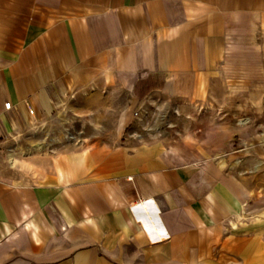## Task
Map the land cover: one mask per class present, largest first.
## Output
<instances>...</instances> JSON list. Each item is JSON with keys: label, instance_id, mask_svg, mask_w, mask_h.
<instances>
[{"label": "crops", "instance_id": "crops-1", "mask_svg": "<svg viewBox=\"0 0 264 264\" xmlns=\"http://www.w3.org/2000/svg\"><path fill=\"white\" fill-rule=\"evenodd\" d=\"M214 87L264 126V0H0V264H264V150L131 131L149 99ZM68 98L112 137L16 169L10 137Z\"/></svg>", "mask_w": 264, "mask_h": 264}, {"label": "rangeland", "instance_id": "rangeland-1", "mask_svg": "<svg viewBox=\"0 0 264 264\" xmlns=\"http://www.w3.org/2000/svg\"><path fill=\"white\" fill-rule=\"evenodd\" d=\"M226 75L231 83L236 77L231 70ZM229 88L232 90V86ZM217 93L216 87L211 88L208 99L189 104L170 102L165 96L151 98L138 106L131 131H135L136 138L148 141L168 143L188 136L198 141L208 140L210 146L220 147V157L231 160L249 156L250 150H257L260 154L264 150V126L261 121L257 120L254 124L255 120H250L248 116L239 117L240 104L229 101L218 103L215 101ZM83 101V98L79 101L68 98L66 104L57 106L48 118L33 120L27 129L23 128L20 134L10 137V146L5 151L8 161L14 159L16 169L22 172L24 169L33 170L56 154L58 149L67 148L86 135L93 134L97 139L111 138L108 130V133L104 132L105 124L114 131L119 119H107L99 112L94 115L92 112L95 109L83 108L90 105ZM112 105L118 114L125 104L114 100ZM250 125L253 128L251 134ZM226 168L233 170L232 167ZM238 169L249 174L250 168Z\"/></svg>", "mask_w": 264, "mask_h": 264}, {"label": "built area", "instance_id": "built-area-1", "mask_svg": "<svg viewBox=\"0 0 264 264\" xmlns=\"http://www.w3.org/2000/svg\"><path fill=\"white\" fill-rule=\"evenodd\" d=\"M10 105H11V103H10V102H7V103H6V107H7V108H9V107H10Z\"/></svg>", "mask_w": 264, "mask_h": 264}]
</instances>
